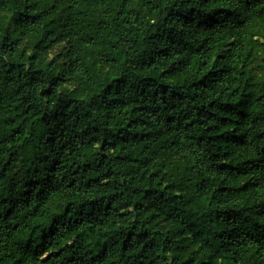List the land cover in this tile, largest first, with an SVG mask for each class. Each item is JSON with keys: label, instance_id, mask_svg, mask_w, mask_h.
I'll return each mask as SVG.
<instances>
[{"label": "trees", "instance_id": "trees-1", "mask_svg": "<svg viewBox=\"0 0 264 264\" xmlns=\"http://www.w3.org/2000/svg\"><path fill=\"white\" fill-rule=\"evenodd\" d=\"M0 264H264V0H0Z\"/></svg>", "mask_w": 264, "mask_h": 264}, {"label": "rangeland", "instance_id": "rangeland-1", "mask_svg": "<svg viewBox=\"0 0 264 264\" xmlns=\"http://www.w3.org/2000/svg\"><path fill=\"white\" fill-rule=\"evenodd\" d=\"M257 70H260V68H257Z\"/></svg>", "mask_w": 264, "mask_h": 264}]
</instances>
